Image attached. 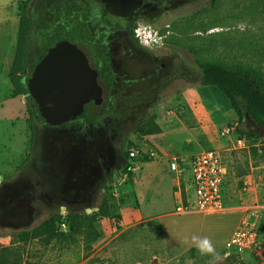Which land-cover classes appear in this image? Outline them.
<instances>
[{
    "label": "rangeland",
    "instance_id": "rangeland-1",
    "mask_svg": "<svg viewBox=\"0 0 264 264\" xmlns=\"http://www.w3.org/2000/svg\"><path fill=\"white\" fill-rule=\"evenodd\" d=\"M20 1L0 0V36L8 34L10 48ZM210 1L31 0L26 77L56 24L83 19L94 39L109 46L116 81L102 106L109 114L84 139L59 132L64 126L42 128L38 115L32 129L29 108L37 110V104L14 96L10 67H0V264H221L230 255L233 264H260L248 246L240 251L228 242L246 222L262 223L264 250V127L246 115L239 126L258 134L257 140L231 129L239 124L233 108L218 88L201 84L190 48L199 49L202 60L252 67L264 84V0H218L209 7ZM68 5L80 9L66 17ZM127 22L148 24L167 36L158 47H144L122 30ZM154 112L162 133L133 131ZM52 134L63 137L45 139ZM205 149L223 152L236 189L218 212H182L167 156ZM106 167L111 184L104 192L96 188ZM13 184L21 188L12 190ZM73 197H83L86 207L69 208ZM104 198L112 215L94 222L99 236L90 243L81 234L76 243L22 242L10 235L54 212L92 213ZM205 238L213 253L199 250Z\"/></svg>",
    "mask_w": 264,
    "mask_h": 264
},
{
    "label": "trees",
    "instance_id": "trees-1",
    "mask_svg": "<svg viewBox=\"0 0 264 264\" xmlns=\"http://www.w3.org/2000/svg\"><path fill=\"white\" fill-rule=\"evenodd\" d=\"M217 2L218 0H211L209 7H214ZM18 9L20 15L17 43L9 71V80L13 86L14 96L25 95L29 91L27 88V78L29 76H25V70L33 25L31 0H21ZM77 9H80V6L68 5L64 9V14L66 17L70 16ZM205 9H208V7L203 8V10ZM135 26L136 24L133 25V29ZM61 39H69L77 43L80 47L86 48L91 52L96 59L100 60L102 68L101 79L107 83L109 90L113 88L114 72L109 47L105 43H94L92 30L86 20L81 19L73 24L65 20L59 21L56 24L54 32L45 36L43 53L39 60L50 46ZM190 50L195 55L201 69V84L218 88L228 99L234 114L237 116L239 124H236V129L239 134L245 138L257 140L259 138L258 134L241 130L239 125L242 123L244 117L249 115L257 124L264 127V84L260 72L252 67L229 66L221 62L202 60L199 57V49L191 47ZM26 103H31L28 97ZM29 112L30 117L28 122L33 129L34 117L30 110ZM133 131L142 135H154L163 132L157 122L156 112L150 114L141 123L137 124ZM256 149L254 146L253 150L256 151ZM29 157L27 154L25 160H28ZM111 215V206L104 198L92 213L69 210L66 215H63L61 212H54L37 226L31 229L26 228L10 235L22 242L44 239L46 241L58 240L76 243L79 240L78 235L81 234L80 237L86 239L85 243H90L99 236L94 222L100 218L111 217ZM62 222H66L67 230L61 229L60 224ZM262 228L263 224L261 223L257 229L258 236ZM233 258L234 255L227 256L221 264H233Z\"/></svg>",
    "mask_w": 264,
    "mask_h": 264
},
{
    "label": "built area",
    "instance_id": "built-area-1",
    "mask_svg": "<svg viewBox=\"0 0 264 264\" xmlns=\"http://www.w3.org/2000/svg\"><path fill=\"white\" fill-rule=\"evenodd\" d=\"M134 34L142 45L150 48L162 45L167 36L148 24H138ZM231 129L236 130V126ZM131 155L134 156L135 153L131 152ZM167 158L171 169L176 173L174 192L180 198V211L194 209L212 213L225 207L226 198L236 186H233L234 179L229 175L228 165L221 150L205 149L189 156L174 153ZM191 192L195 194L194 200L191 198ZM60 227L67 230L66 222H62ZM257 229V224L246 222L228 242V246L239 247L240 251L248 246L257 256L259 263L264 264V250L259 242Z\"/></svg>",
    "mask_w": 264,
    "mask_h": 264
},
{
    "label": "water",
    "instance_id": "water-1",
    "mask_svg": "<svg viewBox=\"0 0 264 264\" xmlns=\"http://www.w3.org/2000/svg\"><path fill=\"white\" fill-rule=\"evenodd\" d=\"M97 75L81 47L61 39L35 65L27 78L29 91L24 99L34 100L48 124L61 125L80 116L90 101L103 102L104 90Z\"/></svg>",
    "mask_w": 264,
    "mask_h": 264
},
{
    "label": "flooded vegetation",
    "instance_id": "flooded-vegetation-1",
    "mask_svg": "<svg viewBox=\"0 0 264 264\" xmlns=\"http://www.w3.org/2000/svg\"><path fill=\"white\" fill-rule=\"evenodd\" d=\"M131 19H133V16H132ZM133 25H134L133 22H127L124 25V27L122 28V30H124L128 34V37H129L130 41L132 40V38L136 39L135 34H133V30L136 27L133 29ZM93 39H94V37H93ZM97 39H98V37H96L94 39V43H105V42H98ZM136 41H138V40L136 39ZM144 47H146V46H144ZM81 49L87 55V57L89 59L90 66L93 69L97 70V72H98L97 81L103 87V90H104V100H103V102L101 104H96L94 100L90 101L86 105L85 111L80 116H78L74 120H71L69 122L63 123L61 125H50V124H48L46 122V120L42 117L39 109H37V110L29 109V110L31 111V113H33L34 120L36 119V116L38 115L40 117V119L44 122V124H42V126H41L44 129H45V127L57 128V127L64 126L59 132H61L63 134L64 133H67V134L78 133V134L82 135V138L88 139V137L90 136L91 128H92L91 126H94V124L97 123V119L99 117L107 116L109 114V112H110L109 109L104 110L102 108V106L105 105V101L107 99V96H108V93H109L110 90H109V88L107 86V83L101 79V74H102V68H101V64H100L101 61L96 59V57L91 52H89L86 48L81 47ZM109 53L111 55L110 48H109ZM112 62H113V60H112V55H111V64H112V68H113V63ZM113 72H114V84H115L116 72H115L114 68H113ZM33 101L34 100H32L30 102H33ZM67 124H69V125H67ZM62 137L63 136H61V135L52 134L49 138L45 136V139L48 140L49 142H54V141L57 142ZM43 165H44V163H43ZM106 172H107V167L105 168V170L103 169V174H105L104 180L102 179V181L100 182V184L96 188V189H98L100 191H104V192L106 191L107 187H109L110 184H111V179L109 180V178L107 177ZM13 187H15V188L12 189V190H18V189L21 188V187H16L15 185ZM68 202H67V204H68L69 208L71 207V208H79V209L83 208L84 209L86 207V205H87V203H86V201H84L83 197L82 198H77V197L74 198L73 197V198L69 199Z\"/></svg>",
    "mask_w": 264,
    "mask_h": 264
},
{
    "label": "crops",
    "instance_id": "crops-1",
    "mask_svg": "<svg viewBox=\"0 0 264 264\" xmlns=\"http://www.w3.org/2000/svg\"><path fill=\"white\" fill-rule=\"evenodd\" d=\"M17 36H18V32H17ZM9 36L8 34L5 35H1L0 36V67H11L14 55H15V47H16V43H17V37L13 39V45H9L8 42ZM7 63V65H6ZM25 100V99H24ZM26 103V101H25ZM151 136V135H149ZM28 154V151L26 152V155ZM1 181V178H0ZM14 185V184H13Z\"/></svg>",
    "mask_w": 264,
    "mask_h": 264
},
{
    "label": "clouds",
    "instance_id": "clouds-1",
    "mask_svg": "<svg viewBox=\"0 0 264 264\" xmlns=\"http://www.w3.org/2000/svg\"><path fill=\"white\" fill-rule=\"evenodd\" d=\"M193 239H195V237H193ZM198 247H199V250L201 251V253H213L214 252L213 247L209 243L207 238L200 240L198 242Z\"/></svg>",
    "mask_w": 264,
    "mask_h": 264
}]
</instances>
